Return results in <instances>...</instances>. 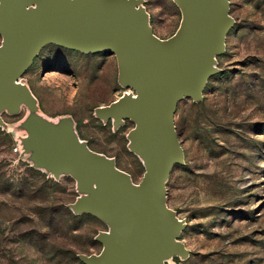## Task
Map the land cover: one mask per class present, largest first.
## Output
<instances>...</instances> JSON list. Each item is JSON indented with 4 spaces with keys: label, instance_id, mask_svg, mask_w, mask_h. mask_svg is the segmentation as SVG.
Listing matches in <instances>:
<instances>
[{
    "label": "rangeland",
    "instance_id": "374dc122",
    "mask_svg": "<svg viewBox=\"0 0 264 264\" xmlns=\"http://www.w3.org/2000/svg\"><path fill=\"white\" fill-rule=\"evenodd\" d=\"M27 1L28 9L48 2ZM102 1L131 4L164 45L184 27L179 0ZM228 4L232 24L214 70L175 115L182 157L167 178L166 207L186 251L162 264H264V0ZM4 7L0 0V54L8 48ZM39 48L15 80L21 97L5 99L0 88V264H88L115 233L105 208L89 206L100 193L71 150L139 190L146 160L132 138L138 124L108 114L141 95L113 48L85 53L53 39Z\"/></svg>",
    "mask_w": 264,
    "mask_h": 264
},
{
    "label": "water",
    "instance_id": "95a60500",
    "mask_svg": "<svg viewBox=\"0 0 264 264\" xmlns=\"http://www.w3.org/2000/svg\"><path fill=\"white\" fill-rule=\"evenodd\" d=\"M2 1L3 28L8 35V48L0 54L5 99L17 94L13 82L26 70L48 34L85 53L115 49L124 65L126 82L135 85L141 95L142 102L132 101L108 114L117 119L132 118L138 124L132 138L146 160L139 190H129L110 166L91 163L85 154L71 150L80 171L107 187L89 206L105 208L104 218L112 220L115 233L114 237H102L103 257H92L88 264H161V246L181 252L174 240L179 230L166 207L167 178L182 157L175 115L179 102L197 96L203 75L214 70L210 62L223 48L232 24L228 0H179L185 11L184 27L166 45L157 41L141 23L140 13L124 1L79 0L83 14L67 8L61 0H48L43 9H28L27 0Z\"/></svg>",
    "mask_w": 264,
    "mask_h": 264
},
{
    "label": "bare ground",
    "instance_id": "6f19581e",
    "mask_svg": "<svg viewBox=\"0 0 264 264\" xmlns=\"http://www.w3.org/2000/svg\"><path fill=\"white\" fill-rule=\"evenodd\" d=\"M77 2H79V0H76ZM74 4H75V1H70V3H69V1H68V3H67V8L68 7H72L73 9H75V10H78L79 9V7H75L74 6ZM78 8V9H77ZM184 11V10H183ZM185 14V13H184ZM229 31V30H228ZM157 38V37H156ZM51 39H53L52 38V36L50 35V34H48V35H46L45 37H44V40H43V42H46V41H49V40H51ZM158 41V40H157ZM223 48H224V43H223ZM223 48L218 52V54L216 55V56H214L213 58H212V60H211V62H210V65H209V67H210V69L212 70L213 69V66H214V63H215V59H216V57L221 53V51L223 50ZM40 49V48H39ZM210 74L209 73H207V74H204L203 75V79H202V83H201V87L203 86V84L205 83V81L208 79V76H209ZM17 77V76H16ZM16 77H15V79H16ZM15 83V81L13 82V84ZM15 85V84H14ZM16 87V86H15ZM0 88L3 90V86H2V84H0ZM18 97L20 98L21 96L20 95H18ZM139 102H142V100H139ZM85 157L91 162V163H95V161L93 160V159H91L89 156H87V155H85ZM67 163V162H66ZM74 164L75 165H78V163L77 162H74ZM68 165V164H67ZM70 168V167H69ZM71 169V168H70ZM74 169V168H73ZM78 171H76V173H77ZM79 175V174H78ZM90 188V187H89ZM96 189H97V191L99 192V193H104L105 191H107V187L103 184V182H96ZM105 211V210H104ZM173 226H175L178 230H179V232H178V234L174 237V240H176L175 238H177L179 235H180V232H181V230H180V224H178V222L177 221H175V220H173ZM161 249H163V246H161ZM180 250L182 251V252H185L186 251V249H185V247L184 246H181V248H180ZM174 252L173 251H170V250H166L165 251V255L163 256V255H161V253L159 254V259H160V262H161V264H162V260L163 259H165L166 257H170L172 254H173Z\"/></svg>",
    "mask_w": 264,
    "mask_h": 264
}]
</instances>
